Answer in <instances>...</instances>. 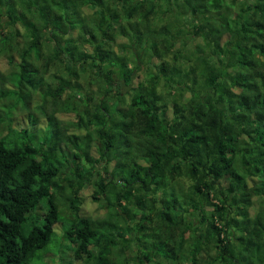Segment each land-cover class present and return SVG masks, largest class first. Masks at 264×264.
I'll list each match as a JSON object with an SVG mask.
<instances>
[{
	"label": "trees",
	"instance_id": "16d2710c",
	"mask_svg": "<svg viewBox=\"0 0 264 264\" xmlns=\"http://www.w3.org/2000/svg\"><path fill=\"white\" fill-rule=\"evenodd\" d=\"M0 61V264L83 194L76 261L264 264V0H0Z\"/></svg>",
	"mask_w": 264,
	"mask_h": 264
},
{
	"label": "rangeland",
	"instance_id": "374dc122",
	"mask_svg": "<svg viewBox=\"0 0 264 264\" xmlns=\"http://www.w3.org/2000/svg\"><path fill=\"white\" fill-rule=\"evenodd\" d=\"M3 62L0 61V68L5 70ZM22 112H16L14 115L13 125H16L18 121L22 120ZM17 116V117H16ZM42 123V118L40 119ZM39 123V124H40ZM38 126V125H36ZM35 126V128H36ZM82 195V194H81ZM83 204L79 211H73L66 206L61 204L59 201V219L58 222L54 224V234L50 244L45 247V249H40L37 251V255L33 257V260H30L28 264H69L68 258L71 260V264H85V261H76L72 257L71 253V242L67 241L63 237V231L65 227L72 222L74 218H78L81 214H91L92 216H97L105 213L107 210L105 207L98 206V203L93 202L91 197L87 194L82 195ZM60 200V199H59ZM98 207V208H97ZM46 211L45 199L41 200L37 206L32 209L27 214V221L23 224L22 231L26 234L29 231V228L32 224L42 225L44 219V212ZM81 212V213H80Z\"/></svg>",
	"mask_w": 264,
	"mask_h": 264
}]
</instances>
